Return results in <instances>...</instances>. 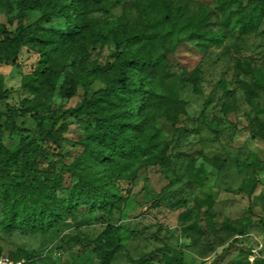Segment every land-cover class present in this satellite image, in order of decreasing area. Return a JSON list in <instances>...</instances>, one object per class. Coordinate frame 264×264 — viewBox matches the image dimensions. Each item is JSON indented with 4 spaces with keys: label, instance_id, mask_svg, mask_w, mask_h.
Listing matches in <instances>:
<instances>
[{
    "label": "rangeland",
    "instance_id": "rangeland-1",
    "mask_svg": "<svg viewBox=\"0 0 264 264\" xmlns=\"http://www.w3.org/2000/svg\"><path fill=\"white\" fill-rule=\"evenodd\" d=\"M23 1L0 0V25L6 33L14 32L21 23L29 25L41 18V12L32 11L22 21L19 5ZM184 1L192 8L198 4L218 8L219 13L214 17L216 30L221 28V10L230 12L235 6V0ZM145 8L146 0H124L123 5L110 13L93 15V19L105 26L107 35L92 42L90 60L84 66L79 65L78 52L64 56L65 65L56 67L60 73L56 75L54 90L32 91L24 86L25 78L49 66L50 55L46 52L50 47L30 44L21 50L17 65L0 66V110L10 115L11 108H16L15 123L29 130L18 135L3 128L0 148L6 145L16 149L30 136L48 153L64 154L66 163L74 162V157L82 152L74 142L84 133L85 124L92 122L71 111L80 106L85 93L91 97L104 88L106 78H103L102 68L115 60L119 41L141 30ZM64 21L63 17L55 19L44 24L42 30L63 29ZM227 31L224 42L214 45L203 58L184 47L170 57L177 72L199 66L202 82L201 95L194 94L189 84L181 86L179 94L186 111L178 116L176 128L179 131L165 125L168 137L173 139L169 152L173 157L171 168L137 166L134 168L137 178L132 185L128 177L131 173L124 174L117 183L124 190H130L129 201L112 219L82 208L49 231L6 232L0 217L2 255L12 258L14 250L22 249L34 254L31 260L23 259L25 264H99L91 247L84 246L79 239H95L106 224L111 223L120 226L123 245L112 264H132L131 260L144 256L159 261L166 254L181 259L183 264H264V222L259 221L264 218V140L253 134L254 127L264 121V92L257 84L255 90L260 95L248 98L244 83L256 84L255 79L240 72L237 66L239 62H248L256 73L264 70V22L256 32L241 34L232 20ZM180 36L177 34L172 40ZM135 48L136 45L128 43L119 50ZM66 72L80 78L72 99L60 95ZM220 82L228 83L236 95L235 107L229 114L224 112L229 96ZM56 118L59 121L55 129L63 123L69 125L66 138L71 142L58 144L46 136ZM21 157L20 151L19 162ZM214 157L224 160L221 170L209 164L208 160ZM52 160L55 161V157ZM257 162L262 164L257 165ZM90 168L95 171L97 167L91 163ZM190 172L200 173L205 182L195 183L194 188L189 186ZM208 195L216 200L215 215L203 238L193 244L182 234L186 225L182 218L188 212H197V196ZM59 196L65 197L66 193ZM248 220L252 223L246 227L244 235H232L222 228L226 221L242 227Z\"/></svg>",
    "mask_w": 264,
    "mask_h": 264
},
{
    "label": "trees",
    "instance_id": "trees-1",
    "mask_svg": "<svg viewBox=\"0 0 264 264\" xmlns=\"http://www.w3.org/2000/svg\"><path fill=\"white\" fill-rule=\"evenodd\" d=\"M123 3L124 0H24L19 5L22 21L32 11L41 12L42 16L32 24L21 23L12 33H6L0 25V66L17 65L21 50L30 44L50 47L46 52L50 55L49 66L39 74L25 78L24 86L32 91L54 90L56 75L60 73L56 67L65 65L64 56L78 52L81 56L79 65L84 66L90 60L92 42L107 35L105 26L93 19V15L110 13ZM218 13V8L205 4L192 8L184 0H146L141 30L119 41L115 60L102 68L103 78H106L104 88L91 97L85 93L80 106L71 111V114L87 117L92 122L85 124L84 133L74 142L82 150L74 157V162L66 163L64 154L48 153L30 136H26L16 149L1 146L0 217L4 231H49L82 208L112 219L129 201L130 190H124L117 183L124 174L131 173L128 177L132 185L137 178L134 170L137 166L172 167L173 157L169 152L173 139L168 137L165 125L179 131L176 128L178 116L186 111V104L179 94L181 86L189 84L194 94L201 95L202 82L199 66L191 71L177 72L170 57L184 47L203 58L214 45L224 42L232 20L241 34L256 32L264 22V0H235L230 12L221 10V28L216 30L214 17ZM60 17L65 20V28L42 30L44 24ZM177 34L182 36L173 41ZM128 43L136 48L119 50ZM237 66L240 72L255 79L256 84L244 83L248 98L260 95L255 90L257 84L264 92V70L256 73L248 62H239ZM79 80L73 72H66L60 86L61 97L74 98ZM220 87L229 96L224 104V112L229 114L235 107L236 95L228 83L220 82ZM10 112L7 115L0 110V131L4 128L12 134L29 133L15 123L17 109L13 107ZM58 119L46 136L58 144L71 142L66 138L68 124L63 123L55 129ZM253 134L264 140V121L254 127ZM29 156L31 159L27 158ZM208 162L218 170L225 165L218 157ZM91 163L96 165L95 171L91 170ZM204 182L200 173L190 172L189 186L194 188L195 183ZM59 193H66V196L61 197ZM215 204L211 195L197 196V212H188L182 218L186 223L182 234L193 244L203 238L212 223ZM259 221L264 222V218ZM251 223L248 220L242 227H236L226 221L222 228L232 235H244ZM121 232L120 226L108 223L95 239H79V242L91 247L99 264H112L123 249ZM11 255L15 261L34 257L33 253L22 249L14 250ZM131 263L183 264L181 259L170 254L159 261L144 256Z\"/></svg>",
    "mask_w": 264,
    "mask_h": 264
},
{
    "label": "built area",
    "instance_id": "built-area-1",
    "mask_svg": "<svg viewBox=\"0 0 264 264\" xmlns=\"http://www.w3.org/2000/svg\"><path fill=\"white\" fill-rule=\"evenodd\" d=\"M0 264H25V261L24 260L15 261L8 256L1 255Z\"/></svg>",
    "mask_w": 264,
    "mask_h": 264
}]
</instances>
